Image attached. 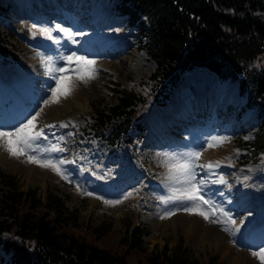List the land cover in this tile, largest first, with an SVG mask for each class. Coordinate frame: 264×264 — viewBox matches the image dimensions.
<instances>
[{
    "label": "rangeland",
    "instance_id": "obj_1",
    "mask_svg": "<svg viewBox=\"0 0 264 264\" xmlns=\"http://www.w3.org/2000/svg\"><path fill=\"white\" fill-rule=\"evenodd\" d=\"M34 1L44 2V0ZM14 4L13 0H0V28L14 53L11 62L0 61V86L6 85L5 96L3 99L0 97V125L18 126L20 122H26V118H30L38 111L40 112L37 118L38 128L48 124L66 123L68 127L45 129V132L51 142H56L55 137L57 136L66 137L63 146L67 151L58 155L68 161L75 160V163L63 166L69 174V179H63L49 168L28 163L26 157L10 156L0 146V168L13 173L18 179L20 188L36 187L42 195L44 189L50 187L54 192L65 196L64 202L67 208L77 209V219L75 223H66L62 228L87 242L105 247L113 253H122L124 264H147L146 256L150 250L159 249L165 244L168 252L177 242H181L180 246L183 247L187 256L195 257L199 261H205L214 254L218 264H261V261L252 253L264 247V237L256 242L252 239L249 242L248 239H250V228L251 232L263 231L261 234L264 235V154L256 159L257 162L249 158L244 141L252 136L255 129L256 110L252 106H244L243 96L237 92V87L233 95L231 91L236 82L228 77H220L215 71L205 66H195L182 71L176 83L171 87L168 97L159 105L161 107L156 106V102L141 106L140 122L143 123L144 129L141 141L137 140L134 145H127L117 154H109L104 151L103 146L100 147L90 142L88 136L80 130L83 118L92 110L94 104L102 107L112 103L120 92V87L132 88L144 93L137 81L152 71L153 60L150 65L149 58L143 56L146 66L138 70L131 65L125 67L121 61L115 66V63H111L106 67V55L102 54L99 57V52L85 48L88 44L82 47L75 46L77 56H87L95 61L97 75L92 82L88 80L87 83L76 80L73 75L75 90L72 94L67 98H61L59 103L45 105L43 101L49 99L51 93L48 89L54 86V81L45 74V68L41 65V56L38 53L44 56H54L49 48L52 39L41 35L39 30L47 25V28L52 30V35L55 33L58 38H61L64 34L55 29V25H63L64 28L71 29L73 33H85L83 36L74 37L77 41L83 40L85 43V38L88 37L101 39H111L121 35L128 36V38L134 37L136 47L144 50L140 46V41L145 37L141 33L139 22L133 24L128 22L127 15L119 10V0H90L89 11L93 15L88 19L92 21L90 22L92 29H85L84 25L76 26L74 24L75 14H71L67 21L51 17L48 11L42 18L39 15L30 16L23 15V13L17 15L12 11ZM30 8L38 12L42 11L34 5ZM105 9H107L106 12ZM71 24L72 27H69ZM131 42L125 47L127 50H132L133 42ZM70 49L73 48L67 47L66 56L71 55L68 52ZM260 59L264 60L263 54ZM99 64L105 67L98 69L96 65ZM63 65L64 61H58L56 64V66ZM210 73L216 75V80L210 82L211 86L207 92H217L223 99L231 97L229 104H233L232 107L235 109L239 106L234 117L231 118L238 125L218 129L214 135L211 127H209L211 130L202 131L199 130L202 129L200 126L199 128L194 127L195 123L192 126L182 121L183 128L176 129L167 126V129H163L165 135L161 134L162 140L158 143L157 140L160 138L158 132H161L159 130L161 126L152 119L157 124L156 128H152L150 118L157 117L156 114L162 117L165 113L164 108L170 107V102L178 99L176 88L181 84L179 83L181 80L186 77L188 83L187 85L182 84V87L183 91L191 92V99L198 92L195 88L197 84L203 83L204 89L208 86L205 77L208 75L209 79H212ZM39 74L46 75L48 79L39 78ZM187 74L191 76H186ZM8 86L16 93L20 101L17 104L21 105L18 113L12 111L9 106ZM48 106L51 107L49 112L47 111ZM251 110L255 113L254 121L252 120L250 125L248 122L245 125L242 123L239 125V122ZM7 118L11 121H7ZM205 120L201 119L199 125ZM236 127L238 129H235ZM70 133L72 135H68ZM177 134H183L185 138H178ZM213 135L228 138L223 143L227 149L224 151L227 153L221 154L218 160L211 158L213 156L210 157L212 150L218 146L208 147L207 144ZM189 151L202 153L199 163L222 160L220 167L213 170L215 175L204 177L211 181L222 175L228 183L218 185L210 182L203 194L206 199L215 201L217 205L231 214L232 219L236 221V226H229L232 228L231 231L224 230L226 225L213 223L212 219L215 218L204 221L206 225H198L194 219L202 216L189 214L179 207L161 204L159 198L168 195V188L165 184L168 171L166 165L173 157L182 156ZM246 176L247 180L244 179ZM221 186L231 188L235 199L239 201L240 208L226 207L218 197L212 194L216 188ZM119 187L120 192H115L116 194L110 192ZM85 192H91L93 195H85ZM130 192L132 195L124 199V196ZM245 194L248 196V203L241 206ZM238 196H241L240 200ZM107 200H122V202L111 205L105 203ZM166 209L174 214L162 219L161 216ZM220 218L223 219V217ZM128 221L131 224L142 222L147 230L141 236V242L137 246L130 247L126 241L121 239L124 233V223ZM101 222L104 225L109 222V227L102 234L94 231V227ZM237 226L238 231L234 229Z\"/></svg>",
    "mask_w": 264,
    "mask_h": 264
},
{
    "label": "trees",
    "instance_id": "obj_2",
    "mask_svg": "<svg viewBox=\"0 0 264 264\" xmlns=\"http://www.w3.org/2000/svg\"><path fill=\"white\" fill-rule=\"evenodd\" d=\"M130 24L139 22L145 39L140 46L153 59L152 71L138 84L145 92L119 88L106 106L94 104L83 118L81 131L108 153H119L142 135L140 109L148 101L162 102L179 73L194 65L238 82L245 106H255L257 121L244 141L249 158L264 154V0H119ZM13 51L0 28V61H12ZM238 71L242 74L238 75ZM62 196L47 187L20 188L17 177L0 168V258L11 264H124L122 253L66 232L77 209L67 208ZM109 222L94 227L104 233ZM122 240L130 247L147 232L144 223H124ZM181 242L152 249L147 264H218L185 254Z\"/></svg>",
    "mask_w": 264,
    "mask_h": 264
},
{
    "label": "snow or ice",
    "instance_id": "obj_3",
    "mask_svg": "<svg viewBox=\"0 0 264 264\" xmlns=\"http://www.w3.org/2000/svg\"><path fill=\"white\" fill-rule=\"evenodd\" d=\"M55 29L63 32L66 38L73 44L78 43L74 37L85 35L83 32L73 33L68 28H62L59 24L55 25ZM39 31L41 35L54 40L55 43L60 42L58 38L53 37L51 29L41 28ZM38 55L41 56V63L45 68V74L54 81V86H50L48 89L51 93L49 99L43 101L45 105L59 103L61 98H67L72 94L75 90L73 75L76 80L85 83L95 78L97 72L95 61L89 59L87 56H77L76 52H72L71 55L56 57L55 61H64V65L55 66V61L52 56H44L42 53H38ZM39 115L40 112L38 111L35 115H31L30 118H26V122H20L18 126L0 125V146L10 156L17 158L26 157L28 163L49 168L63 179H69L68 171L63 166L69 163H75V160L68 161L58 155L59 153L67 151L63 146L66 137L60 135L55 137L56 142H51L45 132V129L51 130L56 127H68V125L61 122L59 125L48 124L38 128L37 118ZM68 135L72 134L70 133ZM227 139V137L213 136L207 141V144L208 147H215L222 145ZM201 155L202 153L200 151H189L182 156L172 158L166 165L168 171L165 184L168 188V195L161 196L159 198L160 202L165 206L171 205L172 207H179L189 214H198L205 220L215 218L212 219L213 223L226 225L224 230L231 231L232 228L229 226H236V221L232 219L231 214L217 205L215 201L206 199L203 194L209 182L224 185L228 183L227 180L222 175L211 181L205 177L198 178L197 172L198 168L201 170L207 169L210 175H215L213 170L220 167V161H209L205 164H199ZM244 179L247 180L248 177L246 176ZM77 187L79 190V186ZM84 194L93 195L91 192H85ZM131 195V192L128 193L124 196V199H127ZM121 202L122 200L105 201V203L111 205ZM173 214L174 212L166 209L161 218H168ZM220 217H223V219ZM236 230H239L238 226ZM233 234L235 233L233 232ZM252 254L261 261V264H264V247H260L258 251H254Z\"/></svg>",
    "mask_w": 264,
    "mask_h": 264
},
{
    "label": "bare ground",
    "instance_id": "obj_4",
    "mask_svg": "<svg viewBox=\"0 0 264 264\" xmlns=\"http://www.w3.org/2000/svg\"><path fill=\"white\" fill-rule=\"evenodd\" d=\"M13 1L15 3L14 7L12 9L13 13H15L17 15H21V13H23V15H29V11H28V9L26 10V7H25L26 6V3H25L26 0L25 1L24 0H13ZM89 3H90V0H44V3H42V5H40V7H39L40 9H42V11H39V13L44 14L48 11L51 14V17L53 16L54 18H57L61 21H67L68 17H70L71 14H75V16H76L75 21L76 22H74V24L76 26L80 25V27H82V25H84L85 29H92V26L90 25V22H92V21L88 19L89 17H91V15H93V13H91L89 11L90 10V4ZM31 5L32 4L29 3L30 7H31ZM27 7H28V5H27ZM35 7H37V6H35ZM106 11H107V9H105V12ZM39 16L42 18V16H45V15H39ZM47 27L48 26L45 25V28H47ZM61 27L64 28L65 26L62 25ZM69 27H72V24ZM70 31H71V29H70ZM53 37L58 38L57 34H55V33L53 34ZM58 39L60 41L59 43H55L54 40H52L51 47H49V48H51V52L53 53L54 61H55L56 57L66 56L67 47L73 48V49H70V51H68L71 54L72 52L76 51L74 49L75 46L82 47L85 44H88V45H86L85 48L86 49H92L93 52H99V54H100L99 57H101L102 54L106 55V60H107V63L105 65L106 67H108L109 66L108 64H111V63H115L114 64V66H115L117 64V62L121 61L125 64V67H129L131 65V67L133 66L134 68H137V70H138L139 68L146 66V61L143 58V56L149 58L150 65L152 63L151 58L145 53V51L136 47L134 37L128 38V36H123V35L116 37V38H111V39H109V38L101 39V38H95V37H88V38H85L86 43L83 40H79L78 43H76V44L71 43V41L66 38L65 34L62 35L61 38L59 37ZM130 41L133 42V43L131 42L133 44V48H132V50H130V49L127 50V48H125V47L127 45L129 46ZM138 46H139V44H138ZM123 50H124V52H122ZM34 55H35V53H34ZM33 59H35V58H33ZM115 59L117 60L116 62H115ZM57 62L58 61H55V66H56ZM105 66H103L102 64L96 65L97 68L99 67L98 69H102V67H105ZM105 70H107V69H105ZM95 75H97V74H95ZM209 75H211L212 79L211 78L209 79L208 75L205 77V79L208 82V86L204 89L203 83L197 84L195 86V88L198 90V92L195 95H193L192 98L189 100H187V98L189 97V93H187L186 91H183V87H182V84L187 85V83H188L187 79L185 77L183 80H181L179 82L181 84L176 88V90L178 91V93H176V95L178 96V99L170 102V104H171L170 107L166 106L164 108L165 113L162 114V117H159V115L156 114L157 117L152 116L150 118V125L152 126V128H154V127L156 128L157 124L154 123L156 121L161 126V129H159L161 132H158V137L160 136V138H158V140H157L158 143L161 142V140H162L161 134L165 135L163 133V129H167V126L172 127V128H176V129H178L180 127L183 128V122L182 121H185V123H187V125L189 124V125L194 126L193 123L197 124V123H199V121L203 117H205L204 119H206V120L204 122L200 123V125H198V126H200V128H202V129H206V128L211 127V129L214 132V135H216V132L218 129L228 128V126H230V125H232V126L238 125L236 122H233L231 120V118L234 117L235 110H236L234 107H232L233 104H229L231 101V97H229L227 99H223L217 92H215V93L207 92L209 90V86H211V83L214 80H216V75L214 73H210ZM186 76H191V75L187 74ZM39 78H43L45 80L48 79V77L44 74H39ZM90 81L92 82L93 79H90ZM5 86H3V85L0 86V97H1V99H3L5 96L4 95V93H5L4 90L6 89ZM231 92L233 93V95H235V93H236L235 84L233 85ZM7 94L10 96V99H9L10 105L9 106H10L11 110L18 113L20 111L21 105H17V104H19L20 101H19L16 93L8 86ZM190 96H191V94H190ZM22 109H24V107H22ZM50 109H51V107L48 106L47 111L49 112ZM250 109H252V108H250ZM25 110H27V108ZM254 114H255L254 110H251L250 113L248 115H246L242 121L239 122V125L241 123L245 125L246 122H248V125H250L251 121L252 120L254 121V118H255ZM152 119L154 120V122L152 121ZM7 121H11L10 118H7ZM175 125H177V126H175ZM235 129H238V127H236ZM173 134H175V133H173ZM177 136H178V138H185V136L183 134H177ZM195 143H197V142L195 141ZM225 149H226V147L224 144L219 145L217 148H214L212 150L213 152L210 155V157L213 156L211 158H214V159L220 158L221 154L227 153V151H224ZM227 157H229V156H227ZM220 161H222V160H220ZM199 164H203V163H199ZM197 172H198V178L204 177L205 175H210L208 173L207 169L201 170L198 168ZM208 184H207V187H208ZM229 186H224V187L221 186L219 188H216V190L213 191L212 194L216 198L218 197V199L224 203V206L235 207L236 209L240 208L239 201L235 199V194L232 193V190ZM238 198L240 200L241 196H238ZM245 203H248L247 194H245L243 196V200L241 201V206H244ZM194 221H196V224H198V225H200V224L206 225V223L204 222L206 220L203 217H200V218L195 217ZM256 225H258V224H256ZM234 229L236 230V227ZM206 231H207V229H206ZM249 231H250V233H249L250 239H248L249 242L251 241V239L253 240V242L260 240L258 238L257 239H254V238L256 236H258V234L262 235L261 233H263V231L251 232V228L249 229ZM262 237H264V235H262L260 238H262ZM245 240L247 241V238H245Z\"/></svg>",
    "mask_w": 264,
    "mask_h": 264
},
{
    "label": "water",
    "instance_id": "obj_5",
    "mask_svg": "<svg viewBox=\"0 0 264 264\" xmlns=\"http://www.w3.org/2000/svg\"><path fill=\"white\" fill-rule=\"evenodd\" d=\"M238 73H239V74H241V72H240V71H239Z\"/></svg>",
    "mask_w": 264,
    "mask_h": 264
}]
</instances>
